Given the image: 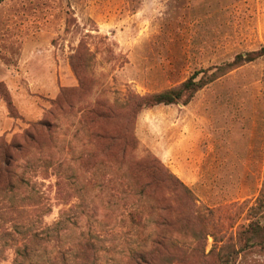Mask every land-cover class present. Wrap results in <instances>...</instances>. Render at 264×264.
<instances>
[{
  "label": "rangeland",
  "instance_id": "obj_1",
  "mask_svg": "<svg viewBox=\"0 0 264 264\" xmlns=\"http://www.w3.org/2000/svg\"><path fill=\"white\" fill-rule=\"evenodd\" d=\"M262 48L264 0H4L0 264H264V55L141 106Z\"/></svg>",
  "mask_w": 264,
  "mask_h": 264
},
{
  "label": "trees",
  "instance_id": "obj_2",
  "mask_svg": "<svg viewBox=\"0 0 264 264\" xmlns=\"http://www.w3.org/2000/svg\"><path fill=\"white\" fill-rule=\"evenodd\" d=\"M3 1L4 0H0V4ZM263 55L264 48L256 52L238 54L233 62L214 67L213 69H215V72H213L212 74L208 75L207 70L198 71L194 73L187 81L183 82L177 87L166 89L161 92L149 95L141 101V106L155 107L158 105H176L178 103H183L184 105H186L190 103V101L198 91L224 75L227 72L226 68L251 63ZM202 73L203 75L200 77ZM141 166L143 168L151 170V172L160 171L158 164L154 161H150L149 163H142ZM257 206L259 209L264 210V195L259 199ZM254 239H258L260 240V242H264V227L252 225L249 242L254 243Z\"/></svg>",
  "mask_w": 264,
  "mask_h": 264
}]
</instances>
